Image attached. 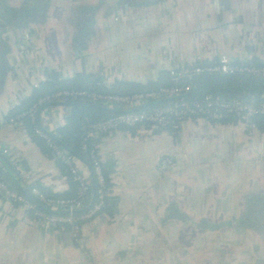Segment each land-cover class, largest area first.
I'll return each mask as SVG.
<instances>
[{"label": "crops", "instance_id": "1", "mask_svg": "<svg viewBox=\"0 0 264 264\" xmlns=\"http://www.w3.org/2000/svg\"><path fill=\"white\" fill-rule=\"evenodd\" d=\"M220 55L264 63V0H0V123L35 91L30 69L39 84L53 71L162 87L170 69ZM69 114L50 102L39 122L54 135ZM140 132L93 137L109 172L108 211L83 224L78 242L0 200V264H87L84 250L90 264H264V132L206 120ZM0 156L19 161L22 186L27 176L48 190L67 186L23 122L0 127Z\"/></svg>", "mask_w": 264, "mask_h": 264}, {"label": "built area", "instance_id": "2", "mask_svg": "<svg viewBox=\"0 0 264 264\" xmlns=\"http://www.w3.org/2000/svg\"><path fill=\"white\" fill-rule=\"evenodd\" d=\"M33 43L34 38L28 32L19 38L21 55L25 58L29 56ZM213 73L225 76L244 75L264 79V66L233 63L225 55H220L215 62L210 64L185 65L170 69L169 77L174 85L160 87L153 91L126 96L103 95L91 91H58L46 98L39 99L27 113L6 118L0 123V127L3 125H17L21 122V117L27 116L31 123L35 125L34 134L44 141L52 157L63 166L71 182L77 186V196L80 198L90 188L92 180L89 175L80 170L79 160L77 158L70 155L65 149L60 148L51 133L43 129L39 124V126L36 125L39 106L48 102L65 100H76L79 103L92 101L103 105L109 110L116 111V114L112 118L89 126L95 136L106 135L119 128H138L142 131L140 133H145L144 135L148 136L152 130L163 131L169 127L177 128L186 121L206 120L209 122H219L225 119L234 120L236 125H239L248 137L255 135L258 132V125L255 119L259 117L264 119V104L260 107H255L236 99L228 101L219 97L205 95L197 101L176 102L172 105L149 108L146 111L140 109L144 104L157 101L161 98H175L180 95L189 94L192 90L189 82L194 77ZM29 76L32 79V89L38 90L40 84L37 80L36 73L32 69L29 70ZM139 109L141 111H138ZM145 128L150 129L149 131H144ZM91 159L95 182L98 185L96 202L88 213L78 218L73 217L74 210L79 207L78 202L75 203L74 200L54 201L44 198L39 194L38 185L30 182V176L24 179V182L27 181L28 185L31 186L30 194L36 196L44 206L54 205L57 210H63L66 216L59 213L46 214L33 210V204L29 203L25 196L17 190L10 188L2 181H0V200L11 206L22 208L27 215L32 212V218H29L39 225L50 226L53 229L59 224L68 225L75 242H78L82 234L83 224L89 222L101 213V210L107 206L109 195V186L106 184L102 174V164L97 152L92 151ZM10 164L15 168H18L20 165L16 159H11ZM170 164L171 161L167 160L163 162L162 167L165 168ZM24 185L27 184L24 183ZM83 257L85 262L90 264V255L86 250L83 251Z\"/></svg>", "mask_w": 264, "mask_h": 264}, {"label": "trees", "instance_id": "3", "mask_svg": "<svg viewBox=\"0 0 264 264\" xmlns=\"http://www.w3.org/2000/svg\"><path fill=\"white\" fill-rule=\"evenodd\" d=\"M251 65L264 66V63L254 62ZM189 84L192 87V90L189 94L180 95L175 98H161L157 101L144 104V106L140 109L142 111H146L149 108L163 107L166 105H172L176 102L197 101L202 99L205 95L219 97L223 100L228 101L236 99L255 107H260L262 104H264V79L252 78L244 75L225 76L213 73L196 76L189 82ZM172 85H174L173 82L164 86ZM160 87H155L152 84L141 85L133 82L123 81H115L110 87H106L102 84V79L99 76H95L92 74H79L71 79H62L58 77L57 73L51 71L48 72L47 79L40 83L39 89L33 91V94L29 98L23 100L19 105H17L10 112L7 118H12L27 113L39 99L46 98L58 91H91L103 95L126 96L157 90ZM63 102L70 107V114L66 118L64 125L59 128L53 135V138L60 148L65 149L70 155L77 158L88 168L89 176L92 180L91 186L87 190V192H85L80 198H78L77 186L73 182H71L68 174L64 171L63 166L58 162L62 173L68 179L66 188L61 191H54L38 186V190L39 194L47 199H51L54 201L74 200L75 203L78 202L79 207L73 212V217L78 218L79 216L88 213L93 204H95L96 192L98 190V185L95 182V175L93 172L91 159L92 151L97 152L92 145V139L93 137H95V134L94 132H92L89 126L97 122H102L104 120L112 118L116 114V111L114 112L113 110H109L103 105L92 101H84L82 103H79L76 100H65ZM48 103H45L38 107L39 114L37 115L36 125H40V112L47 106ZM140 109L138 111H141ZM20 121L26 125L31 140L35 142L42 151L50 154L51 156V152L47 148L44 141H42L34 134L35 125L31 123L30 119L27 116H23L21 117ZM255 122L258 125V130L260 132H264V119L259 117L255 119ZM212 123L236 124V122L232 119H225L219 122L212 121ZM149 129L150 128H145L144 131H149ZM174 129L176 128L169 127L163 131L152 130V132L148 136H157L164 131L173 133ZM118 130L134 136L139 129L119 128ZM0 161V181L4 182L10 188L17 190L23 196H25L27 201L33 204V210L41 211L46 214L59 213L63 216H66L63 210H57L54 205L44 206L36 196L31 195V186L24 184L22 186V180L16 177L15 167L10 164L8 158H2L0 156ZM102 174L104 176L106 184L108 185L109 172L102 167ZM107 211V206H105L101 210V213L99 215L107 214ZM28 215L32 218V212H30ZM54 230L56 232L70 231L69 226L66 224H59L54 228Z\"/></svg>", "mask_w": 264, "mask_h": 264}, {"label": "water", "instance_id": "4", "mask_svg": "<svg viewBox=\"0 0 264 264\" xmlns=\"http://www.w3.org/2000/svg\"><path fill=\"white\" fill-rule=\"evenodd\" d=\"M106 86V84H104Z\"/></svg>", "mask_w": 264, "mask_h": 264}]
</instances>
